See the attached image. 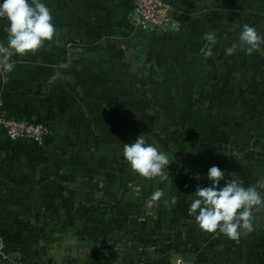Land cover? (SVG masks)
Segmentation results:
<instances>
[{"label": "crops", "instance_id": "0c3cea01", "mask_svg": "<svg viewBox=\"0 0 264 264\" xmlns=\"http://www.w3.org/2000/svg\"><path fill=\"white\" fill-rule=\"evenodd\" d=\"M162 1L156 31L133 0H44L54 39L0 68V110L52 130L38 145L0 129V264H264V207L235 240L188 214L213 165L264 182V47L225 51L241 25L264 36V0ZM140 135L168 154L167 179L121 157Z\"/></svg>", "mask_w": 264, "mask_h": 264}, {"label": "clouds", "instance_id": "9594fccd", "mask_svg": "<svg viewBox=\"0 0 264 264\" xmlns=\"http://www.w3.org/2000/svg\"><path fill=\"white\" fill-rule=\"evenodd\" d=\"M0 20L5 22V39L0 40V68L5 73L15 68L14 56L36 52L56 34L51 9L44 0H0ZM204 38L210 45L217 42L215 33H206ZM238 47H243L250 55L264 47V36L253 26L241 25L237 43L228 47L226 54L231 55ZM120 155L134 173L147 179H167L168 154L144 135L122 144ZM195 178L199 180L200 176ZM204 178L207 186L197 185L188 209L198 228L207 233L218 231L233 240L238 239L242 231L244 234L252 232L253 210L264 207V195L258 191V187L264 188V182L245 187L241 180L225 179V172L215 165L208 168ZM162 195V190L157 189L150 199L158 200Z\"/></svg>", "mask_w": 264, "mask_h": 264}, {"label": "built area", "instance_id": "2783aa9c", "mask_svg": "<svg viewBox=\"0 0 264 264\" xmlns=\"http://www.w3.org/2000/svg\"><path fill=\"white\" fill-rule=\"evenodd\" d=\"M134 12L138 16V24L151 30H161L171 23V8L162 0H133ZM0 129L8 140L15 142L21 139L32 140L43 145L52 135L50 126L44 122L27 121L4 114L0 110ZM6 252V243L0 235V256ZM131 264H142L134 261ZM186 264H192L187 262Z\"/></svg>", "mask_w": 264, "mask_h": 264}, {"label": "trees", "instance_id": "16d2710c", "mask_svg": "<svg viewBox=\"0 0 264 264\" xmlns=\"http://www.w3.org/2000/svg\"><path fill=\"white\" fill-rule=\"evenodd\" d=\"M103 208H105V209H106V207H103Z\"/></svg>", "mask_w": 264, "mask_h": 264}]
</instances>
